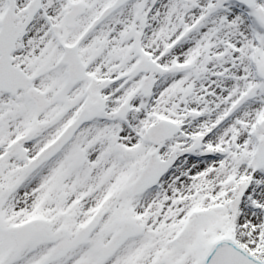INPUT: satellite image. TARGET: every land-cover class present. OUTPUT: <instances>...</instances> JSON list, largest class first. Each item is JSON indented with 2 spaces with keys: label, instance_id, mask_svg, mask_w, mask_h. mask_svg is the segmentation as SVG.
<instances>
[{
  "label": "snow or ice",
  "instance_id": "1",
  "mask_svg": "<svg viewBox=\"0 0 264 264\" xmlns=\"http://www.w3.org/2000/svg\"><path fill=\"white\" fill-rule=\"evenodd\" d=\"M0 264H264V0H0Z\"/></svg>",
  "mask_w": 264,
  "mask_h": 264
}]
</instances>
